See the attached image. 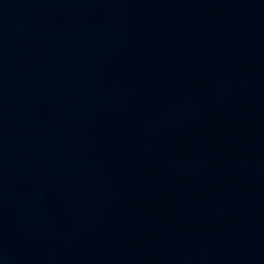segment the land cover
Instances as JSON below:
<instances>
[{
  "label": "water",
  "instance_id": "water-1",
  "mask_svg": "<svg viewBox=\"0 0 264 264\" xmlns=\"http://www.w3.org/2000/svg\"><path fill=\"white\" fill-rule=\"evenodd\" d=\"M0 264H264V0H0Z\"/></svg>",
  "mask_w": 264,
  "mask_h": 264
}]
</instances>
